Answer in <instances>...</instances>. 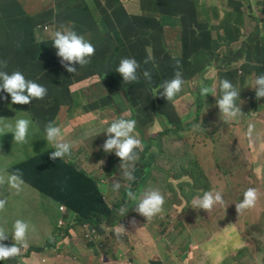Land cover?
Instances as JSON below:
<instances>
[{"label": "rangeland", "instance_id": "rangeland-1", "mask_svg": "<svg viewBox=\"0 0 264 264\" xmlns=\"http://www.w3.org/2000/svg\"><path fill=\"white\" fill-rule=\"evenodd\" d=\"M195 3H200L199 9H192L189 5L197 8V5L188 2L187 0H172L170 4L171 12L168 18L169 22L177 17H183L193 22H196L201 30L207 32L203 41L205 45L200 49L202 63L207 65V70L203 73L194 76L188 83L189 89L184 100L179 105V111L182 113L183 128H187L192 124V127L187 131H182L179 137L172 134L161 136L160 146L153 143L151 138L163 131L162 126L156 122L151 128L144 131V139L150 143V149L144 156V160L136 159L127 167L133 172L135 180L141 176L149 177L146 183L142 186L140 183L134 192L136 197H142L143 193L149 189L159 190L164 196L165 203L163 211L154 217L147 219L139 214L136 210L138 200L125 202L122 200L128 183L130 182L123 176L121 168V159L115 154L105 153L102 143L106 141L108 135L103 139L96 137L89 154H85L87 140L84 144L78 141L74 148L76 159L82 161L81 165L85 171L91 172L93 177L100 183L105 192V197L108 199L109 205L115 206L117 209L121 206L125 208V215L121 220L114 223H105V226L99 225V231L96 227L92 241H88L82 232L76 230L74 234L58 229V220L61 217L57 204L49 199L43 198L35 189L29 187L22 194L23 197L15 199L14 203L9 205L6 213L10 215H2L0 224L4 222L5 227H9L11 223L19 218L27 219L33 224L34 230L29 236L30 249L28 254L23 259L27 258L34 247H45L42 250L50 251L52 257L51 264H104L103 255H107L114 260V264H125V261H131L133 264H163V261L171 260L169 250H179L174 246L173 242H180L186 247L188 240H192L194 235H188L189 226L192 222L206 214L204 209H196L192 207V200L196 195H200L204 190L220 189L225 194L226 206L236 203L240 197V189L243 186L248 188L255 185L260 200L264 202V191L261 184V179H264V134L263 129L259 133L251 127L252 131L249 134V127L256 119L251 104L256 100V95L252 93V89L248 85L242 86L239 81L247 75L252 81L257 78L259 72H256L255 64L244 63V60L235 59L231 62H226L224 59L230 55V50L235 49L239 43H245L248 47L253 59L258 60V52L252 42L256 35L252 32L244 31V26L248 29L250 21L254 22L257 18L256 12L263 7L262 0H190ZM22 5H25L32 13H42V11L55 6L56 0H20ZM129 10H141L138 0H124ZM89 11L87 21L89 35H92L91 44L95 48V54L91 57L95 58L101 51L107 53L108 48L112 49L111 54L104 60L94 61V71H100L102 65L107 70V79L87 90L88 94L92 92H100L101 99L108 103L111 98L113 105L106 110L87 109L86 115L93 120V127L97 132L105 133L104 131L111 122L123 116L126 119H133L136 109L139 112L137 120L141 122L140 127L144 126L147 121L149 112L144 109L143 105L148 109L152 106L153 100H161L156 96L157 90L148 87V91L142 94L133 93L123 77L116 71L120 61L124 58H134L141 54L143 45L138 43L139 47H126L124 42H112L115 31L118 25L105 14L103 5L105 0H87ZM246 12H254L253 16H247L244 24L237 20L242 10ZM39 16L40 14H36ZM52 20H48L51 22ZM74 23V22H70ZM47 26L41 25L36 31L38 38L46 40L49 32L53 28L46 30ZM98 33V35H95ZM172 44V53L174 55L181 54V45L176 38L175 32L169 36ZM124 50V51H121ZM118 52L114 54V52ZM249 68V73L246 69ZM240 70V71H239ZM242 70V71H241ZM33 76V72H29ZM62 77H52L56 83L55 91L61 92L67 81H63ZM229 80L236 90L240 93V98H237L235 103L237 107H241V112L238 116L231 120H225L221 115L217 106V99L221 98V81ZM97 82L99 78L96 79ZM250 80V81H251ZM114 82V84H113ZM255 82V81H253ZM209 87L215 90V96L201 95V88ZM71 90H79V98L82 100L83 89L80 85H72ZM196 92L195 94L193 93ZM179 94V93H178ZM178 94L173 99L176 103ZM250 94V95H249ZM152 96L151 100L144 97ZM163 96V95H162ZM252 96V97H251ZM54 101H58L57 94L53 96ZM167 99L163 96V102L167 103ZM63 103V101H60ZM143 104V105H141ZM192 113L189 114V112ZM210 112L213 114L210 116ZM19 115V112L13 113L10 118ZM242 119L239 122L240 130L231 122ZM241 121V120H240ZM59 123L67 127V131H74L73 135L78 136L85 133L91 127V121L86 116L79 117L73 121H69L66 110L60 113ZM149 123L147 124V126ZM263 125H260V128ZM242 131V132H240ZM263 139L260 140V136ZM99 144V145H97ZM137 154L140 151L136 149ZM155 158L154 163H147L149 155ZM17 152H14L15 155ZM263 154V155H261ZM28 153H21L16 157L6 156L9 164L13 165L27 159ZM88 157V161L87 158ZM141 157V156H140ZM180 162L190 163L191 170L196 164L195 170L197 179L202 184H208L207 189H203L200 183L195 182L190 188L186 186V182L192 181L184 177L180 180H174L172 176H176L173 168L178 169ZM193 163V164H191ZM259 171L262 175H259ZM143 172V174H142ZM175 174H174V173ZM167 174L170 176L168 179ZM207 177L206 181L203 176ZM120 183L119 190L113 189V182ZM194 186H200L195 188ZM261 188V190H260ZM143 191V192H142ZM168 191V199L165 197V192ZM142 192V193H141ZM140 193V194H139ZM191 198L189 201L188 198ZM225 207H217L213 213L219 214ZM196 209V210H195ZM119 214V212H118ZM228 215L226 216V219ZM135 220V225L132 221ZM9 221V224H8ZM121 225L123 227H121ZM199 226V222H197ZM121 229V234L116 235V229ZM89 231V224L85 230ZM200 228H196L199 231ZM140 230V231H139ZM86 232V231H84ZM68 236L69 239L60 238L59 235ZM148 235L145 240L143 236ZM170 239V241H169ZM50 247H46L47 245ZM123 251V258L118 254ZM118 252V254H117ZM199 260L197 264H217L218 256L212 253L211 248H203L197 255ZM264 257V251L262 253ZM231 264L236 263L237 256H232ZM116 258V261H115ZM179 259H184L189 264L185 255H180ZM228 257L222 258V262L229 263ZM262 258L259 257L252 264H258ZM1 264V261H0ZM20 264V263H18ZM26 264V263H25ZM27 264H39L29 262Z\"/></svg>", "mask_w": 264, "mask_h": 264}, {"label": "crops", "instance_id": "crops-1", "mask_svg": "<svg viewBox=\"0 0 264 264\" xmlns=\"http://www.w3.org/2000/svg\"><path fill=\"white\" fill-rule=\"evenodd\" d=\"M122 1L129 13L136 14L141 12V10H129L124 0ZM171 1L172 0H163V4L169 6V10L167 12L163 14H158L156 12L149 13V15H147L139 23H133L131 21H124L120 23L122 21L120 18L109 15L112 20L114 18L117 19L116 21H113L116 25H118V29L115 31L114 39H111L112 42H124V46L126 47H132L133 45L135 47H139L138 43H141L143 45L141 54L139 55V57H137V62L140 64V68L138 69L139 79L132 84L127 83L129 89L133 93L136 92L137 94L143 95V92L148 91V87L151 88L149 86L151 85L154 87L153 90H157V93H155V95L161 98V100L159 101L153 100L152 106L148 109L143 104H141L143 105L144 109L149 112L148 119L142 127L139 126L141 122L137 120L139 112L136 109V105L140 103L135 104V113L133 119L136 121V129L134 135L138 130L140 132V129L146 131L151 128L156 122H158L162 126L163 131L161 134H157L154 139L157 140V138H159L160 141L162 135H177L173 131H171L170 133H165L164 129L173 128L174 122L182 121V113L179 111V105L182 103L184 97L187 94V91L189 89V86L187 85L194 76H197L200 73L202 74L204 69L207 70V65L205 63H202L201 56L199 54L200 49L205 45L203 39L207 35V32L201 30L196 22L183 17H177L173 19L172 22H169L168 18L170 17L171 12ZM0 2L2 6V8H0V61H7V68L0 70H4L9 74L15 71H19L25 76L26 80L34 81L47 89V95L43 99H33V101L27 105L15 104L9 107V109L12 111H18L26 114L29 121H31L28 130L27 141L25 143H15L13 133L14 130L9 129L7 124L5 123L2 115L4 107L3 104H1L2 102H0V177L4 178V180L7 181L8 177L12 174V167L17 164H21L39 154L45 155L47 163H50L52 165L56 164L55 160H52L49 157V153L55 151V146L54 144H49L45 139V129L49 122H52L56 126L60 127L62 130L63 141L72 145L70 150L71 155H66L65 157L70 158L72 156L74 160L76 159V152L74 148L78 141L83 143L84 135L81 134L78 136H74V131H67V127H64L59 123L60 113L62 110H66L67 117L69 118L70 122L82 116H86L87 119L91 121L92 125L87 129V132L85 133L87 146H89L86 149L85 154H89L92 149L91 147L94 146L93 142L95 138L99 137L103 139L107 135V133L105 132L99 134L97 132V130L93 127L92 118L89 119V117L86 115V110L90 109L94 112L96 110L110 109V106L113 105V102L110 97H108V103L104 102L101 99L99 91L92 92L91 94L87 93V90L89 88H92L95 85L104 82L108 78L106 75L107 70L105 69L104 65H102V68L99 72L94 70L88 72L86 67L89 63L82 67H80V65L76 63L75 65H73L77 69L76 72L69 73L61 63L62 58L58 57L56 54L58 50L53 47L54 33L57 30L64 29H71L75 31L77 34L82 35L88 42L91 43L92 35H89V33L91 32V30L95 29H89L87 24V21L89 20V17L87 16L89 5L87 2H84L82 0H75L72 6L63 3L58 8L57 3H55L54 7L44 10L42 11V13L30 12V10L25 5H22L20 0H0ZM188 2L197 5V8L193 7V5L189 4ZM187 3L192 7L193 10H203L202 7L200 8V3H195L190 0H187ZM262 3L263 7H260V10L256 12V20L253 22L251 18L248 29L244 26V31L252 32L256 35V37L259 36L264 38V0H262ZM151 7L158 8V5L153 4ZM242 13L243 14H240L238 16L237 20L241 21L244 24L247 16H253L254 12L247 13L246 10L243 9ZM36 14L40 15L37 16ZM42 14L47 16H43ZM50 19L52 21L48 22V20ZM41 25L47 26L45 28L46 30H49V28H53V31L49 32V36L45 40L47 42H45L41 56L39 54L23 55L15 59H7L3 56V46L5 42L15 41L14 37L16 34L23 35L24 33H27L29 31L36 32L37 29L41 27ZM141 26H145L143 31L140 30ZM133 30L135 32L138 31L140 35H134ZM172 32H175L176 38H178L180 42V55H174L172 53L173 48L169 40V36ZM95 35H98V33H95ZM245 45V43H239L235 49L230 50V55L224 60L228 63L234 61L235 59H238L244 60V63L255 64L256 72L260 73L259 75H257V77L264 75V65L260 64L255 59H249L247 57L245 53ZM148 50L151 51L153 60L145 64L144 60L148 56ZM111 52L112 49L108 48V56L111 54ZM116 53L118 52H114V54ZM102 57V54L99 55V58ZM89 59L91 62L92 58L90 57ZM56 70L61 72V74H58ZM145 70L151 73V82L146 80L143 76V72ZM177 70L181 71L182 78L184 80L182 90L178 94L176 103L173 100L164 103L163 96L160 94L163 90L160 86L166 80L173 79ZM28 71L33 72V76L30 75ZM246 71V74H248L249 68H247ZM49 76L54 84L53 96L57 94L58 98V101H54L52 97V100L54 102L51 105L48 104L49 89L47 85L42 81V79ZM52 77H62V80L67 81L68 85L65 86L61 92H56V83L52 80ZM97 78H99L98 82L96 80ZM250 80L251 79H249L247 75H244V78L242 79V81H239V84H241L242 86L248 85L249 88L252 89V93L256 95V91L253 88V81H255V79L253 81ZM140 81H144V85L136 88V85H138ZM72 85L81 86V88L83 89L82 100L79 98V90H75V92L71 90ZM65 88L68 89L69 94L65 99H63L61 98V94ZM2 93L3 92L0 91V97L2 96ZM193 93L195 94L196 92L193 91ZM144 98L147 100H151L153 97L149 96ZM60 101H63V103H60ZM252 108L254 109L253 112L256 115V119L251 123V127L256 132V134L259 133L261 129H263L262 134H264V98H261L259 100L256 99L251 104L250 109ZM192 111L193 110H191L189 114L192 113ZM240 120L231 122L232 125H234V127L238 128L239 130L241 128L239 127V122L241 124L243 121L242 119ZM148 123L149 125L147 126ZM260 125L263 126L260 128ZM262 139L263 136L261 135L260 140ZM101 143V146H103L105 142L100 141L99 144ZM102 149L103 148L101 147V150ZM137 150L140 151V154L137 158L139 159L144 150L141 148H138ZM14 152L17 153L13 155ZM26 152L28 153L27 159L13 165L9 164L8 160L5 158L6 156L16 157L19 154ZM147 161H149V159ZM41 166H43V164H41ZM89 173L91 172L89 171ZM259 175H262L260 171ZM261 184L263 186L262 191H264L263 178L261 179ZM29 187L35 189L43 198L49 199L48 197L42 195L39 189L33 187L25 181L19 191L9 187L7 183L0 185V198H4L7 201L4 209L0 210V220L2 219V215H8L10 220V215L5 212L7 207L13 204L16 198L23 197L22 194ZM249 188H255V185L249 186L248 188H244L242 186L240 189V199L236 203H233L229 206H226L225 194L222 190L217 188L204 190L203 193L206 191H219L222 195L223 203L214 205L210 211L205 210L206 214L203 217L197 218L192 222L188 229V235H194V238L187 241L188 244L186 247L184 246L182 241L176 243L172 241L177 250H179V253H177L175 250H169L170 256H172V258L171 260L163 261V264H187L184 259H179L180 255H185L188 259L187 262H189V264H197L199 257L196 255L203 248L212 249V253L218 256L217 264H231L230 261L233 260L232 256H237L236 263L234 264H252L256 260H258L259 257H261L262 259L258 264H264V257L262 256V253L264 251V202L261 201L260 197L258 196L257 202L254 207L244 209L240 213H238L236 208V204H239L242 201L244 192ZM203 193H200L199 196L196 195L194 199L202 197ZM138 197L139 195L137 196V200H139ZM165 197L168 199V195L166 192ZM49 200L55 202L59 208V204L56 201L52 199ZM219 206H223L225 208L219 214L213 213L214 210ZM227 215L228 218L226 219ZM119 216L120 217L118 220H121L123 216L120 214ZM16 220L25 221L29 225L27 235H32L34 226L29 220L24 218H19ZM16 220H14L9 227H5L4 222L1 223L5 232L9 235V239L13 241V225ZM197 222H199V226L197 225ZM92 226L93 225L89 224V229L93 230L94 236H96V231ZM196 228H200L199 231H196ZM58 229H65L64 231L67 234L69 232L74 234L76 230H78L79 232H82L83 236L89 241V236L87 235V233L89 232L88 229L85 230V228L79 225L62 228L59 227L58 224ZM59 237H66L65 240L69 239L67 235L64 236L60 234ZM143 238L146 240L148 238V235L143 236ZM26 243L27 245H30L29 236L26 237ZM123 253V251H121L119 254L117 252L118 256L121 259L123 257ZM225 257H228L227 260L229 263H224V261L222 262V258ZM51 260L52 257L49 254V256L47 257L48 264H51ZM102 260L104 261V264H114V260L107 255H103Z\"/></svg>", "mask_w": 264, "mask_h": 264}, {"label": "clouds", "instance_id": "clouds-1", "mask_svg": "<svg viewBox=\"0 0 264 264\" xmlns=\"http://www.w3.org/2000/svg\"><path fill=\"white\" fill-rule=\"evenodd\" d=\"M53 47L58 50L56 54L58 57L62 58L61 63L69 73L76 72L77 69L73 66L76 63H78L80 67L90 63L89 58L95 54L94 46L82 35L77 34L71 29L57 30L54 33ZM152 60L153 57L151 51L148 50V56L144 60V63L147 64ZM6 68L7 61H0V69ZM139 68L140 64L136 59L124 58L120 61L119 67L116 71L123 77L125 83L132 84L139 79ZM143 76L146 80L151 82L152 77L149 71L145 70L143 72ZM183 84L184 80L182 78V73L181 71L177 70L173 79L166 80L160 86L163 90L160 94L163 95L168 101H171L178 93L181 92ZM253 88L256 91L257 100L264 98V75H261L255 79ZM0 91L3 92L2 96L0 97V102H2L4 107L2 112L4 121L9 129L14 130L13 133L15 143H25L27 141L28 130L31 121H29L26 114L22 112H19V115L16 117L10 118L13 113L18 111H12L9 109V107L15 104L27 105L31 103L33 99H43L47 95V89L34 81L26 80L25 76L19 71L9 74L4 70H0ZM221 92V98L217 99V106L221 115H223L225 120L236 118L241 112V107H237L235 103L236 99L240 98V93L227 79L221 81ZM208 94L215 96V90L209 87H202L201 95L207 97ZM5 105L8 107L6 108ZM135 129L136 121L134 119H126L121 116V118L112 121L110 126H108L104 131L107 133L108 139L103 145V150L105 153H111L115 151V154L121 159L123 176L129 181H134L136 178L133 175V172L129 170L127 165H129L131 162H134L138 158L136 149L141 148V141L134 135ZM251 131L252 129L250 126L249 134H251ZM45 132V139L47 142L49 144H54L55 146V151L50 153V158L52 160L63 159L66 155H71L70 150L72 145L63 141L62 130L60 127L56 126L52 122H49L46 126ZM22 176V172L17 170L8 177L7 181L0 177V185L7 183L9 187L19 191L24 183ZM119 188L120 183L118 181H114L113 189L119 190ZM127 195L131 200H137V197L133 192L129 191ZM257 199V190L254 188H249L244 192L242 201L239 204H236L238 213L244 209L254 207ZM6 203V199L0 198V210L4 209ZM164 203V196L159 190L149 189L143 193L142 197L139 198L135 210L139 214L145 216L147 219H150L163 211ZM222 203L223 199L219 191H206L203 193L202 197L193 199L192 207L210 211L214 205ZM117 211L120 215H125V208L123 206L119 207ZM132 223L135 225V220H133ZM68 226L70 225L59 227L66 228ZM121 227L123 226L121 225ZM13 229L14 231L12 238L15 242L9 239V235L5 232L2 224H0L1 264H5L6 260L18 255L21 256V259L26 257L28 250L30 249V245H27L26 243L29 225L25 221L16 220L13 225ZM120 234L121 229L117 228L116 235L119 236ZM31 253L22 261H24L26 264L29 262L48 264V261L32 258Z\"/></svg>", "mask_w": 264, "mask_h": 264}, {"label": "trees", "instance_id": "trees-1", "mask_svg": "<svg viewBox=\"0 0 264 264\" xmlns=\"http://www.w3.org/2000/svg\"><path fill=\"white\" fill-rule=\"evenodd\" d=\"M13 1V0H9ZM87 2V0H82ZM140 3L141 12L140 13H129L125 8L122 0H105V4L103 5V10L105 14L108 16H114L120 18L122 22L124 21H131L133 23L141 22L149 13L156 12L158 14H163L169 10V6L163 4V0H138ZM75 0H56L57 8L65 3L69 6L74 4ZM153 4L158 5V8H152ZM0 8L1 2H0ZM43 15V14H42ZM47 16V15H43ZM114 21L117 19L114 18ZM145 26H141L140 30L143 31ZM134 35H140L137 31L133 30ZM13 42H5L3 46V56L7 59H15L19 56L23 55H37L41 56L43 52L45 40L42 38H38L36 32L29 31L27 33L16 34L14 37ZM255 45L256 51L258 52V62L264 65V38L263 37H256L255 40L252 42ZM245 53L249 59H253L248 47L245 45ZM103 55L102 58H99V55ZM108 57L107 53L101 51L91 62L87 65L86 69L88 72L94 69V61L100 60L104 61ZM58 74H61L58 70H56ZM42 81L47 85L49 89V101L48 104L51 105L54 101L52 100L53 97V89L54 84L50 79V76L47 78L42 79ZM144 85V81H140L136 88L139 86ZM152 89L153 86L149 85ZM69 94L68 89H64L61 94V98L65 99ZM2 104V103H1ZM7 108L8 106L5 105ZM58 107V106H53ZM213 113L210 112V116ZM173 128H165V133H170L173 131L176 133V137H179L182 131H187L192 127L187 126V128H183L182 121L174 122ZM141 132L138 130L135 136L141 141V149L144 151L141 154L140 161L144 160V156L150 149V143H148L143 137V129H140ZM86 137L84 136V141ZM153 143L157 146H160V139L151 138ZM81 144V146L84 144ZM80 146V147H81ZM79 147V149H80ZM77 150V152L79 151ZM76 152V153H77ZM51 153V152H50ZM49 153V157H50ZM157 155L156 152H152L149 155V163H154L155 158L153 155ZM87 161H88V157ZM56 164L47 163V159L44 154H39L30 158L29 160L17 164L11 168V173H15L17 170L22 172L23 180L28 182L33 187L39 189V191L45 197L56 201L59 206L64 205L68 208L71 217H73L78 225L84 227L87 224H91L97 228L99 231V225L105 226V223H114L117 221L119 217L117 208L113 205H109L108 199L105 197V192L102 186L96 179L93 177L92 173H89L84 170L81 163L82 161L79 159H73L72 156L64 157L63 159L55 160ZM181 165L178 169H174L176 172V176H172L174 180H180L184 177L189 178L191 182H186L185 185L189 186L190 188L193 186V183L198 182L200 183L201 188L207 189L208 184H202L199 179H197L195 170L197 169V164L190 169V163H183L180 162ZM43 164V166H41ZM193 164V163H191ZM174 173V172H173ZM175 174V173H174ZM168 179L169 175L167 174ZM203 178L208 181L206 176L204 175ZM149 177L141 176L140 179L134 181H130L128 183L127 190L125 191L122 200L125 202H130L131 199L128 197L127 193L129 191L135 192L136 187L141 183L142 186L146 183ZM199 186V187H200ZM198 187V186H197ZM194 186V189L197 188ZM198 187V188H199ZM168 194V191H167ZM188 200L190 201L191 198L189 197ZM75 215V217H74ZM68 231V229H67ZM51 245H47L46 247H50ZM45 247L36 246L34 249L42 250ZM21 259V256H17ZM123 258V257H122ZM6 264V263H5ZM125 264H133L131 261H125Z\"/></svg>", "mask_w": 264, "mask_h": 264}, {"label": "built area", "instance_id": "built-area-1", "mask_svg": "<svg viewBox=\"0 0 264 264\" xmlns=\"http://www.w3.org/2000/svg\"><path fill=\"white\" fill-rule=\"evenodd\" d=\"M126 8V7H125ZM60 211L63 215V217L59 220V226H75L78 225L77 221L71 217V214L69 213L68 209L64 206H60ZM75 217V215H74ZM87 225H85L83 228H85ZM89 236V241H92L94 238V231L89 229V232L87 233ZM50 251H32L31 256L34 259L42 260V261H47V257Z\"/></svg>", "mask_w": 264, "mask_h": 264}, {"label": "flooded vegetation", "instance_id": "flooded-vegetation-1", "mask_svg": "<svg viewBox=\"0 0 264 264\" xmlns=\"http://www.w3.org/2000/svg\"><path fill=\"white\" fill-rule=\"evenodd\" d=\"M19 261H21V259H19L17 256H15L13 258H10V259L6 260L5 263L6 264H18V263L25 264L24 261H22V262H19Z\"/></svg>", "mask_w": 264, "mask_h": 264}, {"label": "bare ground", "instance_id": "bare-ground-1", "mask_svg": "<svg viewBox=\"0 0 264 264\" xmlns=\"http://www.w3.org/2000/svg\"><path fill=\"white\" fill-rule=\"evenodd\" d=\"M236 209V208H235Z\"/></svg>", "mask_w": 264, "mask_h": 264}]
</instances>
